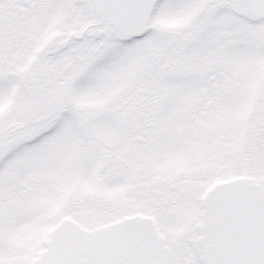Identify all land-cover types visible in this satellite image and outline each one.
<instances>
[{"label": "snow or ice", "instance_id": "6c2138e0", "mask_svg": "<svg viewBox=\"0 0 264 264\" xmlns=\"http://www.w3.org/2000/svg\"><path fill=\"white\" fill-rule=\"evenodd\" d=\"M0 264H264V0H0Z\"/></svg>", "mask_w": 264, "mask_h": 264}]
</instances>
